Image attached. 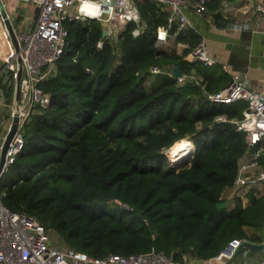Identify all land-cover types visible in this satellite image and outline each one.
I'll return each instance as SVG.
<instances>
[{
    "label": "trees",
    "instance_id": "1",
    "mask_svg": "<svg viewBox=\"0 0 264 264\" xmlns=\"http://www.w3.org/2000/svg\"><path fill=\"white\" fill-rule=\"evenodd\" d=\"M138 4L147 24L141 34L133 35L131 22L101 47L100 21L67 23L64 52L42 83L51 104L33 108L23 149L6 171L9 178H1L2 201L96 257L154 248L181 262L207 261L233 238L261 241L264 188L251 190L247 205L237 198L230 210L222 197L248 149L245 134L230 121L242 117L246 103L212 102L199 85L165 72L149 83L152 65H178L187 73L195 67L206 87L218 90L224 71L156 45L168 11L151 0ZM208 7L221 24L220 0ZM176 38L191 48L200 35L191 28ZM220 114L228 119L216 121ZM186 137L194 151L186 164L173 166L166 150ZM254 171H264V152Z\"/></svg>",
    "mask_w": 264,
    "mask_h": 264
},
{
    "label": "built area",
    "instance_id": "2",
    "mask_svg": "<svg viewBox=\"0 0 264 264\" xmlns=\"http://www.w3.org/2000/svg\"><path fill=\"white\" fill-rule=\"evenodd\" d=\"M141 0H13L15 12L26 17L16 34L23 59V75L20 82V110L18 127L6 150L5 162L0 172V181L9 166L15 161L17 154L24 146V127L36 105L47 107L51 104L52 95L45 91L42 83L52 76L56 64L62 56L68 35L67 23L74 20L96 19L100 21L107 35L98 41V46L105 39H118L123 27L134 23L133 35L137 36L146 27L139 4ZM162 5L167 11V21L156 30V45L160 46L169 35L185 34L193 25L188 11L202 17L209 0H151ZM247 1L250 0H245ZM225 12L238 10L248 11L243 7H230L226 0H220ZM25 3L33 4L36 17L29 22V13ZM256 9L264 13V1L256 4ZM8 8V7H7ZM27 10V11H26ZM9 11V9H8ZM11 16V12L9 11ZM235 16V15H234ZM240 28L236 21L230 23ZM191 57L206 66L217 63V58L208 51L204 39L200 38L192 47ZM90 70V69H89ZM165 72L173 76L171 69H161L158 65L150 67V73ZM18 76L17 52L15 51L4 20L0 14V142L10 128L14 115L15 85ZM175 77V76H173ZM178 82L190 81L201 87L204 97L212 102L233 103L244 101L241 118H232L236 129L245 134L248 149L240 162L239 172L250 170L258 165V159L264 152V92L252 85L246 72H234L230 82L218 90H209L205 81L196 73L183 72L175 77ZM13 85L9 95V86ZM224 114L217 115L216 121H225ZM194 151V150H193ZM193 153V152H192ZM244 157V158H243ZM259 179L264 180V171H260ZM241 178V177H240ZM239 177L235 182L246 179ZM245 179V180H244ZM246 182V181H245ZM0 191V264H188L175 260L173 256L152 248L139 253H112L105 257H96L70 247L53 235L44 223L24 209L12 210L2 201ZM247 240L233 238L207 264L232 259L237 249ZM52 241V242H51ZM243 247V246H242Z\"/></svg>",
    "mask_w": 264,
    "mask_h": 264
},
{
    "label": "crops",
    "instance_id": "3",
    "mask_svg": "<svg viewBox=\"0 0 264 264\" xmlns=\"http://www.w3.org/2000/svg\"><path fill=\"white\" fill-rule=\"evenodd\" d=\"M226 1L233 8L243 7L244 4L247 5L248 3L246 6V8L249 7L248 11L245 12L240 9L237 14H233V11L227 13L222 8L223 16L218 19L222 22L221 24L215 20V10L212 8L208 7L202 17L188 11L193 29L200 35V38L204 39L209 53L217 58V63L207 66V68L212 69L216 65L224 71L221 79L217 82V85L220 84V88L230 82L234 72H246L250 83L264 92V13L255 7L257 3L264 0H250L247 3L245 0ZM5 3L11 14H14L13 17H16L15 19L18 22L16 27H20L26 17L17 11L15 12L13 0H8ZM25 7H27V13H29V22H32L36 17L35 5L25 3ZM234 21L240 23V28H234L230 25ZM176 37L177 35H169L167 40L159 47L166 50H175L179 54H184L187 61L194 62L195 60L192 59L190 54L192 50L190 44L187 41L177 40ZM190 72L198 74L203 79V75L195 67ZM155 75L153 74L150 77L154 79ZM225 77H228L227 83H225ZM147 80L151 83V78H147ZM245 159L246 157L244 159L241 157L240 162ZM256 168L257 166H254L250 170L239 172L238 177L245 178L246 182L240 180L235 182L233 186L224 189L222 197L226 199L229 210L237 205V198L241 199L243 205H247L251 202L248 193L253 190V193L257 194L259 189L264 188V180L259 179V175L254 171ZM257 242H264V231L261 241ZM207 262L208 260L191 258L188 264H207ZM215 264H264V247L250 250L243 246L232 259L217 261Z\"/></svg>",
    "mask_w": 264,
    "mask_h": 264
},
{
    "label": "water",
    "instance_id": "4",
    "mask_svg": "<svg viewBox=\"0 0 264 264\" xmlns=\"http://www.w3.org/2000/svg\"><path fill=\"white\" fill-rule=\"evenodd\" d=\"M0 14L4 20V24L8 30L9 36L12 40V43L14 45L15 51L17 52V63H18V76H17V80H16V85H15V96H14V115H13V121L10 125V128L4 138V140L2 142H0V172L2 170V167L4 165L5 162V155H6V150L8 148V145L10 143V141L12 140L14 133L17 130L18 127V120H19V116H18V112L20 110V82H21V77L23 75V59L21 57V54L19 53L20 51V44H19V40L16 34V28L14 26V23L12 21V18L9 14L7 5L5 3L4 0H0ZM107 35V30L103 29L102 31V36H106ZM172 73L173 76H179L183 74V70L178 66L175 65L172 68ZM242 246H246L247 248H249L250 250H257V249H261L264 247V242L258 243V242H254L251 240H245L242 245L237 249L238 250L242 247Z\"/></svg>",
    "mask_w": 264,
    "mask_h": 264
},
{
    "label": "bare ground",
    "instance_id": "5",
    "mask_svg": "<svg viewBox=\"0 0 264 264\" xmlns=\"http://www.w3.org/2000/svg\"><path fill=\"white\" fill-rule=\"evenodd\" d=\"M194 148L195 144L188 138L176 141L169 149L172 161L176 165L182 164L185 159L190 157Z\"/></svg>",
    "mask_w": 264,
    "mask_h": 264
},
{
    "label": "rangeland",
    "instance_id": "6",
    "mask_svg": "<svg viewBox=\"0 0 264 264\" xmlns=\"http://www.w3.org/2000/svg\"><path fill=\"white\" fill-rule=\"evenodd\" d=\"M14 15V14H13ZM13 15L11 14V18H12V21H13V23H14V26L16 27L17 25H18V22H17V20L13 17ZM17 28V27H16ZM151 79H153V78H151ZM186 138H188V137H186ZM189 139V138H188ZM170 148H168L167 150H166V153L168 154V158H169V160H170V162H171V164L174 166H177V167H180L181 165H184V164H186L187 163V161H188V158L187 159H185V161L182 163V164H179V165H176L173 161H172V159H171V154H170V150H169ZM9 176H10V174H9V172H5L4 173V175H3V178H2V183H4L8 178H9ZM0 191H4V188H3V186L1 185L0 186ZM53 235V239H54V241L56 240V239H58V236L57 235H55V234H52ZM52 242V241H51Z\"/></svg>",
    "mask_w": 264,
    "mask_h": 264
}]
</instances>
